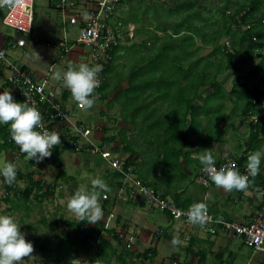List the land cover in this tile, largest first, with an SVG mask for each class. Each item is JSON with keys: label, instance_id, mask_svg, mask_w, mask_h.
Wrapping results in <instances>:
<instances>
[{"label": "crops", "instance_id": "1", "mask_svg": "<svg viewBox=\"0 0 264 264\" xmlns=\"http://www.w3.org/2000/svg\"><path fill=\"white\" fill-rule=\"evenodd\" d=\"M67 1L75 3L74 10L67 7L63 16L60 0H46L38 12L34 0L32 31L22 36L3 24L8 6L0 7V49H6L7 58L28 70L33 80H47L73 122L84 125L88 138L102 144L105 151L103 157L65 148L63 141H73L75 137L60 127L54 131L59 132L61 144L53 147L51 161L46 158L37 164L12 141L10 123L0 124V169L5 162L17 168L12 185L5 184L0 176V215L13 216L26 234V241L34 246L33 257L26 258L24 264H70L73 258L87 264H223L225 259L231 260L228 245L237 235L225 231L209 234L203 227L160 211L157 213L161 217L152 215L154 211L144 209L143 198L128 196L121 176L109 163L124 159L135 176L178 208L188 209L203 202L217 217L248 222L264 197V182L258 181L264 179V159L259 175L247 190L227 192L212 181L208 186L198 183L202 165L198 156L204 149H212L216 161L232 158V145L238 144L233 158L243 157L247 166L249 155L259 151L257 147L264 138V104L253 117H246L245 101L231 95V89L226 92L219 77L226 71L232 78V87L248 84L250 88L254 85L252 72L264 57V50L249 56L242 49L230 68L224 64L217 75L212 69L210 76L216 78L212 87L204 84L203 74L198 72L199 65L203 70L208 55H200L199 41L195 58L201 60L196 73L187 72L189 60L181 61L175 70L171 57L158 70L150 53H146L160 45L153 36H161L159 30L170 25L171 14L167 17L166 7L156 13L152 10L163 0H121L114 19L122 24V37L109 73L104 71L102 97L90 109H77L70 90L62 79L55 78V72L63 74L69 65L88 64L89 48L77 43L81 22L70 24L67 17L73 12L86 14L95 6V0ZM20 37L25 40L24 47L7 49L9 42ZM64 40L72 46L64 56L44 44ZM212 62L215 63L213 58ZM9 74L0 65V92L11 89L14 99L22 103L18 89L7 83ZM220 87L223 92H219ZM76 110L98 112L101 120L83 122L75 117ZM219 111L224 115L215 118ZM249 122L259 124L255 143L250 142L254 137ZM231 128L234 131H224ZM234 136L236 143L232 142ZM79 141L83 143V139ZM241 145L248 150L240 151ZM61 151L66 152L63 160ZM95 178L104 179L110 191L101 196L102 220L88 224L79 221L67 203L78 189L90 188ZM119 194H124L126 200H120ZM119 233L135 236L136 243L130 250L124 248ZM173 238L183 243L173 246Z\"/></svg>", "mask_w": 264, "mask_h": 264}, {"label": "built area", "instance_id": "2", "mask_svg": "<svg viewBox=\"0 0 264 264\" xmlns=\"http://www.w3.org/2000/svg\"><path fill=\"white\" fill-rule=\"evenodd\" d=\"M121 0H95V6L88 10L86 14L73 12L67 19L70 24L76 25L81 22L78 30L77 43L89 48L88 65L94 66L100 64L103 70L99 73L101 86L95 90L98 99L102 97L100 89L104 84V71L112 61V51L119 45L122 37L121 22L114 19L117 7ZM75 3L73 1L60 0V8L63 16L66 8L74 10ZM3 24L14 30L16 33L28 35L32 31L34 23V0H19L15 7H8L3 19ZM264 22V14L262 15ZM242 29H248L249 25H242ZM253 41L257 42V38L253 37ZM48 48L57 51L61 56L68 54L71 50V44L66 40L57 43H44ZM25 40L17 38L9 42L7 49L15 50L24 47ZM223 47L226 52H233L231 41L227 38L223 42ZM264 50L262 45L259 51ZM0 65H3L9 71L7 83L13 88L18 89L21 99H26L23 93L28 92L30 102H35L36 107L42 113L45 128L51 132L63 127L65 130H70L73 138H69L66 142L75 152H86L89 154L105 155L102 144H96L88 138L85 126L78 122H73L70 118L69 111L63 107L56 90L49 84L47 80L37 82L32 79L30 72L23 67L11 62L6 55V49H0ZM264 85V82H263ZM77 109H82L78 103L75 104ZM83 139V143L79 141ZM49 161L51 159L49 158ZM237 162L233 158L225 157L220 161H216V168L222 166H230ZM111 169L116 171L122 178V184L128 191V196L132 198H143V203L149 209H155L162 213H166L173 218L180 219L185 223H191L187 217L188 209L176 207L166 198L161 197L148 187L143 181L135 176L126 166L124 159L118 162H110ZM203 165L200 166L197 174V181L202 186H208L211 179L202 171ZM246 165L240 167L241 174H246ZM5 197V195H3ZM120 200H126L124 194H119ZM209 212V211H208ZM212 217L205 227L209 234H215L218 231L231 232L234 235L241 237L243 244L252 250V252H264V205L255 212L254 216L248 222H237L225 220L217 217L209 212ZM119 238L122 239L124 248L130 250L136 243L134 235L119 233ZM51 264V263H45Z\"/></svg>", "mask_w": 264, "mask_h": 264}, {"label": "clouds", "instance_id": "3", "mask_svg": "<svg viewBox=\"0 0 264 264\" xmlns=\"http://www.w3.org/2000/svg\"><path fill=\"white\" fill-rule=\"evenodd\" d=\"M19 0H0V7H15ZM103 66L96 64L89 66L82 63L77 67L69 65L67 71L55 72L57 80H63L64 85L70 90L72 98L82 109H90L94 106L98 95L95 90L101 86L99 73ZM24 102H17L11 89L0 92V124L10 123L12 141L19 147L22 153L27 154L29 160L37 164L50 158L54 146L61 144L60 134L57 131L49 132L42 123L43 116L35 105L30 102L28 92L23 93ZM264 153L254 151L247 160L246 174H241L235 163L230 166L216 168V160L212 149H204L198 156L203 165L202 171L208 175L211 181L219 188L227 192L233 190L245 191L259 175ZM0 176L7 185L16 182L17 168L12 162H5L0 169ZM110 191L107 182L102 178L91 181V187L78 189L67 203V208L75 217L88 224H97L102 220L103 208L101 196ZM188 220L200 227H205L211 222L208 207L205 203H194L187 211ZM25 233L20 231V225L11 215H0V264H24L26 258L33 257L35 251L32 242L26 241ZM170 243L173 246L182 244L179 238H173ZM70 264H87L78 258L70 260Z\"/></svg>", "mask_w": 264, "mask_h": 264}, {"label": "trees", "instance_id": "4", "mask_svg": "<svg viewBox=\"0 0 264 264\" xmlns=\"http://www.w3.org/2000/svg\"><path fill=\"white\" fill-rule=\"evenodd\" d=\"M210 2L211 0H166V2L163 0L152 8L156 13L166 7L167 17L170 14L172 16L170 25L159 30L161 36L156 34L153 36L154 40L160 42V45L152 46L146 53V55L150 53L158 70L163 68L165 60L171 57L173 67H177L175 70L179 69L178 65L181 61L189 60L187 72L196 73L197 62L199 63L201 60V58H195L196 43L199 41L202 48H211L206 56L203 70L199 65L198 72L203 74L204 84L212 87L213 81L216 80L215 77L210 76L212 69L213 73L217 75L223 70L224 64L227 69L230 68L242 49L249 56H252V52L254 54L259 52L260 47L264 45V24H262L264 23L262 22L264 0H224L222 4H213L209 7ZM157 21L159 20L157 19ZM242 25H249V28L242 29ZM223 37L233 43L232 53L226 52L222 44L219 45ZM253 37L257 38V42L252 40ZM116 50L117 48L112 51V56H115ZM212 58L217 61L212 62ZM221 59L223 62L220 61ZM111 63L112 61L106 68V74L111 69ZM174 63H177V66ZM251 81L254 85L250 88H248V84H236L230 91L231 95H238V98L245 101L244 114L246 117H253L258 111L257 109L264 104L262 102L264 100V57L262 56L252 72ZM219 92H223L221 87ZM249 125L251 126L250 133L254 137L250 142L255 143L259 133L257 127L259 124L249 122ZM63 146L74 151L67 142L63 141ZM235 161L240 171L245 159L240 157L235 158ZM258 181L264 182V179L258 178ZM263 205L264 197L261 207Z\"/></svg>", "mask_w": 264, "mask_h": 264}, {"label": "rangeland", "instance_id": "5", "mask_svg": "<svg viewBox=\"0 0 264 264\" xmlns=\"http://www.w3.org/2000/svg\"><path fill=\"white\" fill-rule=\"evenodd\" d=\"M232 1V0H231ZM235 1H239V0H235ZM224 2V0H211L210 4L208 5L209 7H211L213 4H222ZM43 4H46V0H35V5H36V11L38 12L39 9ZM207 12L205 13V15L207 16ZM12 33V29H9ZM227 38L223 37L221 38L220 42H219V45L223 44V42L226 40ZM199 51L202 50L200 52V55L202 53L204 54H209V52L211 51V48H202L201 47V44H200V47H199ZM198 51V52H199ZM218 58V57H217ZM215 62L217 61V59H213ZM221 62H223V60L221 59L220 60ZM228 73L225 71L220 77L219 79L222 80L223 82L221 83V87L227 92L231 89L232 87V78L231 76H228L227 75ZM223 100H226V98H221V101ZM226 105H230L229 102H226ZM231 106V105H230ZM232 112V111H231ZM74 115L77 119L83 121V122H87V123H92L93 121H100L101 120V114L100 113H91V114H88L86 111L84 110H76L74 112ZM224 115L223 111H219L215 114V118H220ZM232 118V116H231ZM234 125V124H232ZM234 128H231V129H225L224 131H231L233 130ZM234 131V130H233ZM212 133H214V131H212ZM234 139H232V142H237V137L234 136L233 137ZM223 147V146H222ZM237 148H238V144H233L232 145V158L236 156V151H237ZM259 151L261 153H264V138L261 139V142H260V145L259 147ZM248 150L246 148L245 145H241L240 146V151H246ZM61 157L62 160L64 159V156L66 155V152L65 151H61ZM241 154V152H240ZM230 156V155H228ZM234 159V158H233ZM146 208L144 209H147L149 211H154V213L152 215L154 216H157V217H161L162 214L160 213H157L158 210H155V209H149L147 206H145ZM163 227H165L164 224H162ZM222 243L225 242V239L221 240ZM228 248H229V251L232 252V259L227 261L226 259L224 260V263L223 264H264V252H252L251 249H249L248 247H246L244 244H243V241L241 239V237L239 236H233L232 239H231V243L228 245ZM169 254H168V259L169 258ZM147 261V259L144 260V262Z\"/></svg>", "mask_w": 264, "mask_h": 264}]
</instances>
